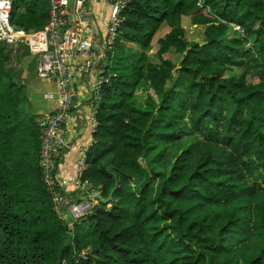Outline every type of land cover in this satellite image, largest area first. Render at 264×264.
I'll use <instances>...</instances> for the list:
<instances>
[{"label":"trees","instance_id":"trees-1","mask_svg":"<svg viewBox=\"0 0 264 264\" xmlns=\"http://www.w3.org/2000/svg\"><path fill=\"white\" fill-rule=\"evenodd\" d=\"M10 1L11 25L43 31L48 0ZM120 15L76 191L112 198L77 221L44 183L45 115L10 66L37 76L39 55L0 40V264H264V0H132ZM142 84L161 94L145 109ZM187 139L167 175L153 168Z\"/></svg>","mask_w":264,"mask_h":264},{"label":"built area","instance_id":"built-area-1","mask_svg":"<svg viewBox=\"0 0 264 264\" xmlns=\"http://www.w3.org/2000/svg\"><path fill=\"white\" fill-rule=\"evenodd\" d=\"M110 7L107 18V33L103 47L94 44V25L88 7L89 0H48L49 16L43 31L29 35L10 24L12 4L10 0H0V40L8 45L26 40L31 51L39 55L37 76L41 80L54 79L56 92L47 93L44 98L53 101L55 106L52 113L39 119L41 129L40 165L47 189L54 196L56 207L67 208L62 216L72 221L81 219L91 212L90 196L99 194L92 190L86 202H72L58 193V178L55 172V157L68 148L66 137L67 117L74 105V90L70 84L80 74L96 73L101 62L105 59L106 49L113 46L118 28L122 21L121 12L132 0H98ZM102 73V72H101ZM97 73L93 93L97 94L107 78ZM92 102V106H93ZM95 111L91 117V128L95 129L97 122ZM93 140H90V144ZM89 147V146H88ZM88 148L81 149L75 162L74 184L85 190L82 174L86 168Z\"/></svg>","mask_w":264,"mask_h":264},{"label":"crops","instance_id":"crops-1","mask_svg":"<svg viewBox=\"0 0 264 264\" xmlns=\"http://www.w3.org/2000/svg\"><path fill=\"white\" fill-rule=\"evenodd\" d=\"M88 7L94 25L93 42L102 48L107 33V18L110 13V7L98 0H89ZM102 62L96 73H82L72 82L75 100L74 105L68 114L66 123V137L69 144L68 148L61 151L56 156L57 158L55 157V172L59 181L58 193L67 199L69 197L72 202L81 201L84 197L88 196L87 193L76 194V191L79 189L74 184L75 162L79 151L84 147L88 148L90 140L92 139L93 130L91 128V117L96 109L92 106L93 87L96 81V76L98 75L97 73L104 72L102 67L106 60ZM135 97L136 94H134L133 101ZM54 106L55 104H53V108L51 107L49 111L44 113L39 112V114L48 115L52 113ZM63 210H66L67 212L66 207H63Z\"/></svg>","mask_w":264,"mask_h":264},{"label":"rangeland","instance_id":"rangeland-1","mask_svg":"<svg viewBox=\"0 0 264 264\" xmlns=\"http://www.w3.org/2000/svg\"><path fill=\"white\" fill-rule=\"evenodd\" d=\"M184 24L185 26L187 25V32L189 38H194L195 34L197 33V28L191 27L188 24V20L186 19H184ZM27 37L29 36L27 35L25 38ZM157 39L158 34L154 37L152 43H154ZM10 66L14 69L15 72H19L20 70H22L20 83L22 84L25 82L26 84V93L28 94V97L33 103L32 106H34L32 110L31 105L27 103V107L33 112V114H39V112L44 113L49 111L51 107L53 108L54 103L44 98V94L56 92V85L53 81H51L50 79L41 80L36 76V74L31 75L30 72L23 75V73L28 71L27 68L22 69V67L18 65L15 61H12ZM31 76L32 78H29ZM135 94L136 97L134 99V105L139 109L147 108V101L151 103H158L161 99V94L153 91L152 89L143 84L138 86V89L136 90ZM191 143L192 140L187 139L171 143L167 146L162 145L157 151L156 155L153 156L151 159V164L153 168H156L158 171H161L162 174L167 175L169 173L172 160L176 157L177 154H179L182 150L186 149ZM87 200L88 197H84L80 202H86ZM63 215H66L67 217L66 210H63ZM81 255H83V252L81 253Z\"/></svg>","mask_w":264,"mask_h":264},{"label":"water","instance_id":"water-1","mask_svg":"<svg viewBox=\"0 0 264 264\" xmlns=\"http://www.w3.org/2000/svg\"><path fill=\"white\" fill-rule=\"evenodd\" d=\"M70 86H71L72 90H74L73 83H71ZM73 100H75V97H73ZM116 185H117V183H115V186ZM111 198H112V192L109 194L108 198L105 200H102L100 195H98V194L90 197L89 200H91V201L98 200V201H102L103 203L107 204L111 200Z\"/></svg>","mask_w":264,"mask_h":264},{"label":"clouds","instance_id":"clouds-1","mask_svg":"<svg viewBox=\"0 0 264 264\" xmlns=\"http://www.w3.org/2000/svg\"><path fill=\"white\" fill-rule=\"evenodd\" d=\"M93 94H94V93H93ZM93 104H94V103H93ZM93 106L95 107V105H93ZM95 108H96V107H95ZM91 192H92V191H91ZM91 192H90V193H91ZM86 193H87V195H89L88 191H86ZM98 195H99V194H98ZM87 197H88V196H87ZM90 197H92V196H90ZM90 197H89V198H90ZM90 201H91V200H90ZM78 202H80V201H78ZM91 202H92V205H93L94 203H96V200L91 201Z\"/></svg>","mask_w":264,"mask_h":264}]
</instances>
